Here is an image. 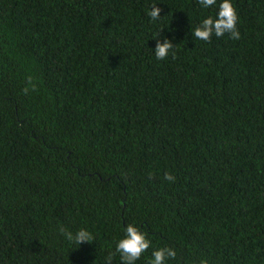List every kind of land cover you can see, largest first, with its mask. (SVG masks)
I'll list each match as a JSON object with an SVG mask.
<instances>
[{
	"label": "trees",
	"instance_id": "trees-1",
	"mask_svg": "<svg viewBox=\"0 0 264 264\" xmlns=\"http://www.w3.org/2000/svg\"><path fill=\"white\" fill-rule=\"evenodd\" d=\"M232 2L205 42L222 0H0V264H123L130 223L136 264H264V0Z\"/></svg>",
	"mask_w": 264,
	"mask_h": 264
},
{
	"label": "clouds",
	"instance_id": "clouds-1",
	"mask_svg": "<svg viewBox=\"0 0 264 264\" xmlns=\"http://www.w3.org/2000/svg\"><path fill=\"white\" fill-rule=\"evenodd\" d=\"M200 5L205 8L211 7L217 3V0H199ZM148 15L152 20H157L161 17V8L154 5ZM239 14L234 6L232 0H222L219 5L218 16L213 18L211 16L202 20L199 26L195 28L193 33L196 39L208 42L211 40L213 34L217 37L230 34L234 40L240 39V31L237 27ZM174 44L170 39H164L161 42L158 34L157 45L155 47V55L158 60L166 59L170 52H173ZM174 54V52H173ZM28 84L35 89V84L32 78H28ZM25 93L29 91L28 87L24 89ZM165 179L173 181L175 177L171 173L165 174ZM60 232L64 237L81 245L83 242L91 243L94 239L93 234L86 229H80L75 234L67 231L61 227ZM152 242L146 237V234L134 224H127L125 237L120 239L116 244V253L119 254V259L123 264H136L141 256L147 252ZM177 258V251L174 247H161L154 249L152 252V259L149 264H168L169 261H174ZM113 254L110 253L106 257L105 264H110L113 260Z\"/></svg>",
	"mask_w": 264,
	"mask_h": 264
}]
</instances>
